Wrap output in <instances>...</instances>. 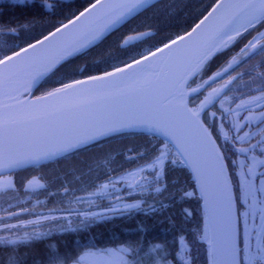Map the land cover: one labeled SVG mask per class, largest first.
I'll return each instance as SVG.
<instances>
[{"label": "snow or ice", "instance_id": "1", "mask_svg": "<svg viewBox=\"0 0 264 264\" xmlns=\"http://www.w3.org/2000/svg\"><path fill=\"white\" fill-rule=\"evenodd\" d=\"M9 6L0 264H264V0Z\"/></svg>", "mask_w": 264, "mask_h": 264}, {"label": "trees", "instance_id": "2", "mask_svg": "<svg viewBox=\"0 0 264 264\" xmlns=\"http://www.w3.org/2000/svg\"><path fill=\"white\" fill-rule=\"evenodd\" d=\"M82 2L83 0H62V3L66 6L64 11L67 12L69 9L74 10ZM0 11H3L5 18L9 16L21 15L20 10L13 9L9 6V0H0ZM122 232H125V225L123 224L101 225V226H98L95 230L97 239L102 244L107 243L108 239L113 235V233H116L117 235H119Z\"/></svg>", "mask_w": 264, "mask_h": 264}, {"label": "flooded vegetation", "instance_id": "3", "mask_svg": "<svg viewBox=\"0 0 264 264\" xmlns=\"http://www.w3.org/2000/svg\"><path fill=\"white\" fill-rule=\"evenodd\" d=\"M51 167H53V166L52 165H49V166L43 168L42 170L45 171V172H47V171H50Z\"/></svg>", "mask_w": 264, "mask_h": 264}]
</instances>
